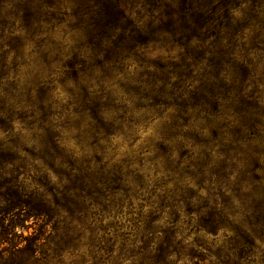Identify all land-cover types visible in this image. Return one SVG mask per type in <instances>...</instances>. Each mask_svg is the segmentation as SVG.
Segmentation results:
<instances>
[{"label":"clouds","instance_id":"obj_1","mask_svg":"<svg viewBox=\"0 0 264 264\" xmlns=\"http://www.w3.org/2000/svg\"><path fill=\"white\" fill-rule=\"evenodd\" d=\"M111 6L0 0V264H264V0Z\"/></svg>","mask_w":264,"mask_h":264},{"label":"trees","instance_id":"obj_2","mask_svg":"<svg viewBox=\"0 0 264 264\" xmlns=\"http://www.w3.org/2000/svg\"><path fill=\"white\" fill-rule=\"evenodd\" d=\"M97 2L100 3L101 6L104 7L105 9H110V7H112L111 0H97ZM27 18H28V14L26 13L25 15L26 21H27ZM0 124H3L2 120H0ZM8 158H10V154L4 150H0V159H8ZM5 184H7L6 180L0 181V187H3ZM0 195H3L5 199L9 200L8 204H6L3 207H0V236H3L7 233L12 223L14 222L22 223V221L19 218V213L17 212L14 214L16 216L15 221H13L11 217H9L8 225L4 224L5 217H7L8 213L12 211V208L18 206L21 201L19 197L17 196V194L15 193V190L12 189L11 187H4V191L3 193H0ZM24 203L29 204L30 207L36 208L37 211H39V208H40L39 204L33 205L29 201H24Z\"/></svg>","mask_w":264,"mask_h":264},{"label":"rangeland","instance_id":"obj_3","mask_svg":"<svg viewBox=\"0 0 264 264\" xmlns=\"http://www.w3.org/2000/svg\"><path fill=\"white\" fill-rule=\"evenodd\" d=\"M218 107H219V105H218ZM29 202H31V201H29ZM31 204H32V202H31ZM33 205H37V204H33ZM188 214L191 215V213H188ZM211 217H212V209L204 208L202 210L201 217H197V219H198V221H199V219H201L203 223H208V221L211 219ZM202 230L209 236H215L220 231V229L218 228L216 232H209L208 229L206 227H203V226H202ZM166 239H167V237H166ZM213 254H215V253H213ZM193 256L196 257V260L193 262V264H199V262H202L204 259L207 258L204 253H198L196 250H190L189 258L191 259V257H193Z\"/></svg>","mask_w":264,"mask_h":264}]
</instances>
